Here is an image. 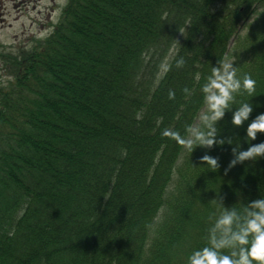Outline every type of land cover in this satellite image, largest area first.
<instances>
[{"label":"trees","instance_id":"16d2710c","mask_svg":"<svg viewBox=\"0 0 264 264\" xmlns=\"http://www.w3.org/2000/svg\"><path fill=\"white\" fill-rule=\"evenodd\" d=\"M221 60L255 91L233 94L224 144L190 153L162 132L199 124ZM0 64V264H186L219 198L264 197V155L228 167L236 144L264 141L246 137L264 113V0H67ZM240 102L253 110L235 126Z\"/></svg>","mask_w":264,"mask_h":264},{"label":"clouds","instance_id":"9594fccd","mask_svg":"<svg viewBox=\"0 0 264 264\" xmlns=\"http://www.w3.org/2000/svg\"><path fill=\"white\" fill-rule=\"evenodd\" d=\"M184 64L183 56L175 59V67L182 68ZM163 68L167 71L168 65L165 64ZM255 83L248 73L237 77V69L232 62L217 61V65L211 69V74L206 77V82L200 86L205 110L199 114V124L187 126L184 130L186 135L183 138L178 133L167 129L162 132V135L177 139L190 153L197 146L211 149L214 144H224L225 139L217 138V122L224 117L226 110L232 109L230 104L234 102L233 94L242 89L252 97ZM182 91L186 95H191L187 87ZM168 96L169 99H173L175 93L170 90ZM252 110L251 103L240 102L239 106L232 111L231 123L235 126L242 125L249 119ZM257 132H264V113L256 115L247 124V138L255 139ZM227 143L233 142L227 138ZM239 148V144L232 147L229 168L246 159H255L264 155V141L250 144L244 150H238ZM200 159L214 167L218 166L217 159L210 155L205 154ZM218 201L220 206L217 213L209 217L206 243L188 254L186 264H264V197L248 201L241 210L226 207L222 198Z\"/></svg>","mask_w":264,"mask_h":264},{"label":"rangeland","instance_id":"374dc122","mask_svg":"<svg viewBox=\"0 0 264 264\" xmlns=\"http://www.w3.org/2000/svg\"><path fill=\"white\" fill-rule=\"evenodd\" d=\"M66 2L0 0V52L14 56L17 49L28 47L33 37H46L59 21ZM247 32L248 29L243 34Z\"/></svg>","mask_w":264,"mask_h":264},{"label":"bare ground","instance_id":"6f19581e","mask_svg":"<svg viewBox=\"0 0 264 264\" xmlns=\"http://www.w3.org/2000/svg\"><path fill=\"white\" fill-rule=\"evenodd\" d=\"M76 217V216H75Z\"/></svg>","mask_w":264,"mask_h":264}]
</instances>
